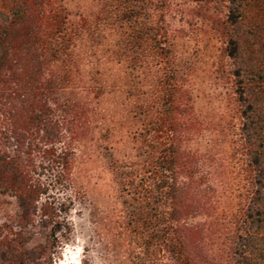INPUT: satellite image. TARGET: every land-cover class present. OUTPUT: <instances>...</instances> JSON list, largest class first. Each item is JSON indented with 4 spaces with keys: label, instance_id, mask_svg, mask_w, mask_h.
Instances as JSON below:
<instances>
[{
    "label": "trees",
    "instance_id": "16d2710c",
    "mask_svg": "<svg viewBox=\"0 0 264 264\" xmlns=\"http://www.w3.org/2000/svg\"><path fill=\"white\" fill-rule=\"evenodd\" d=\"M190 1L203 2L209 13L239 124L224 133L223 159L212 146L201 151L191 145L206 122L179 73L166 65V0H146L157 24L138 27L135 38L146 36L164 67L144 123L150 141L136 224L152 228L148 242L159 241L148 248H161L169 264H264V0ZM70 42L58 1L0 0V187L22 209L20 228L38 212L52 225L50 236L72 205L73 126L54 91L52 70ZM20 228L0 237V256L34 264L45 245L27 248Z\"/></svg>",
    "mask_w": 264,
    "mask_h": 264
},
{
    "label": "rangeland",
    "instance_id": "374dc122",
    "mask_svg": "<svg viewBox=\"0 0 264 264\" xmlns=\"http://www.w3.org/2000/svg\"><path fill=\"white\" fill-rule=\"evenodd\" d=\"M55 1L65 7L71 32V44L53 60L52 70L54 91L73 126L72 205L54 236L38 212L22 230V209L0 187V237L20 228L27 248L45 245L34 264H169L161 248H148L159 239L148 242L152 228L136 224L135 210L149 151L144 123L164 67L146 36L135 38V29L156 25L158 14L146 0ZM165 3L161 25L171 36L166 65L179 73L195 112L206 122L191 145L201 151L212 146L223 159L224 133L237 128L239 119L229 104L209 13L201 9L203 2ZM13 144L11 139L8 147ZM0 264L18 263L0 256Z\"/></svg>",
    "mask_w": 264,
    "mask_h": 264
}]
</instances>
